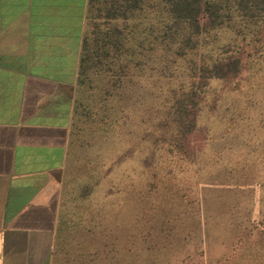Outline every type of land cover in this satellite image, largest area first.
I'll list each match as a JSON object with an SVG mask.
<instances>
[{
	"label": "crops",
	"instance_id": "crops-1",
	"mask_svg": "<svg viewBox=\"0 0 264 264\" xmlns=\"http://www.w3.org/2000/svg\"><path fill=\"white\" fill-rule=\"evenodd\" d=\"M89 2L0 0V264L262 261L249 207L210 211L203 202L196 215L143 231L159 169L147 171L143 190L138 169H126L138 156L126 155L125 138H111L79 105ZM237 188L203 184L197 192L205 200ZM129 208L137 216L127 219ZM181 236L189 250L171 252L167 243Z\"/></svg>",
	"mask_w": 264,
	"mask_h": 264
},
{
	"label": "trees",
	"instance_id": "trees-1",
	"mask_svg": "<svg viewBox=\"0 0 264 264\" xmlns=\"http://www.w3.org/2000/svg\"><path fill=\"white\" fill-rule=\"evenodd\" d=\"M218 31H229L226 35L230 40H240L236 42L240 50L249 47V60L216 54ZM226 58L232 60V67L218 71ZM241 61L247 64L239 66ZM242 72L250 85V102L234 121L249 124L253 137L256 132L251 129H258L253 125H264V96L253 94L259 87L264 92V0H90L79 70V105L94 122L102 104L107 105L116 113L113 120L120 123L121 113L118 115L116 107L106 104L107 100H115L114 106L116 99L122 98L125 84L134 82L135 90L145 96L140 98L143 114L138 120L148 126L142 129L148 135L143 136L148 141L144 152L153 151L157 160L153 167L159 169L161 187L152 197L156 203L143 210V231L159 229L161 218L199 213L200 183L237 187L242 185L237 177L227 179L223 175L239 171L240 177L257 179L264 173V135L257 142V135L251 140L244 135L240 143L224 147L218 143L214 145L217 149H212L211 143L197 154L185 151L183 143L196 127L218 135L222 126L230 122L220 114L217 102L213 103L216 98L197 99V92L204 93L206 87L218 81H225L229 92H238L234 80L243 77ZM89 89L94 92L90 97ZM164 89L171 96L165 97ZM97 101L102 103L99 107ZM150 128L160 131L155 133L157 138ZM150 139L159 144L153 146ZM255 183L264 186V178ZM203 202L208 210H217L207 196ZM125 214L132 218L138 212L129 208ZM133 224V220H127V227ZM254 225H249L253 229L250 233L260 234L256 245L264 250V229ZM189 243L181 236L171 238L167 244L171 252H182L189 250ZM166 251L164 245L162 253Z\"/></svg>",
	"mask_w": 264,
	"mask_h": 264
},
{
	"label": "rangeland",
	"instance_id": "rangeland-1",
	"mask_svg": "<svg viewBox=\"0 0 264 264\" xmlns=\"http://www.w3.org/2000/svg\"><path fill=\"white\" fill-rule=\"evenodd\" d=\"M229 31H218L215 39V52L216 54H219L224 57H229L231 55V58H234V60L240 59V60H249V47L247 46L243 47V50H240L238 45H236V42H240V40L228 38ZM249 38V35L247 36ZM248 49V50H247ZM243 51V52H242ZM248 54V55H247ZM223 58V57H221ZM233 60V61H234ZM249 62V61H248ZM247 64V61H241L239 66ZM219 67H221L220 72L226 71L227 68L232 67V60L229 58L224 59ZM245 71V69H244ZM243 77L235 79L234 84L236 88L238 87V92H229V86L223 82H213L211 83L208 88L206 87L204 93L197 92L198 96L197 99H202L203 96H207L208 98H216L213 103L217 102V107L221 109L220 114H224L227 117V120L230 121L226 125H223L221 128V132L218 133V135H213L212 133H209L206 129H203L202 127H196L195 132L187 137L186 140L183 141L184 146L186 147V151L193 152L194 154L198 153L199 151L203 150L204 147H207L208 144L212 149L216 148V144L219 143L220 147H224L229 144H233V146L236 143H240V141H243L244 135L249 136V140L253 139L256 136V141L263 139L264 135V125L260 124H254L253 127L257 126L258 129H251L252 133L256 132V134L251 137L249 134V124H243L242 121H234L236 117H238L241 114V110L243 107H246V104L250 102V85L249 82H247L245 79L247 76L245 73L243 74ZM134 84H125L123 90H122V98L116 99V104L113 106L112 104L115 103V100H107L106 104H110V107H116L115 109L118 110L117 114L121 113V120L114 121L116 117V113H114V109H108L107 105H104L97 101V107L102 104V110L99 114L98 119L95 121V125L102 124L105 127V130L108 132V135L111 138H125L126 140V155L133 156L134 154H137L138 159L136 157V163L127 162L126 169L127 171L132 170L134 167L138 169V174H140V184L143 190H144V183L146 180L150 178V172L147 173V171L152 168L155 164H157V160L153 156V151L150 153L145 154L146 149V139H143V136L148 137V135H145L142 131V129L147 128L148 126L143 124L138 120V118H141V115L143 114V109L141 105V99H144L145 96H143L142 91L139 89L134 88ZM139 85V84H137ZM257 88V87H256ZM263 87H259L258 89L254 88L253 94L254 97H262L264 96V92L262 91ZM252 90V89H251ZM140 91V94H139ZM164 96H171L170 91L168 89H164ZM94 93L92 89L88 90V95L90 97V94ZM129 94L131 95V98L129 99ZM146 95V94H145ZM167 95V96H166ZM91 100V98H89ZM89 100V102H90ZM182 100H187L186 98ZM188 104V100L185 101ZM193 103V102H192ZM211 103V104H213ZM99 109V108H98ZM104 111V112H103ZM203 112V111H202ZM106 114V115H105ZM225 117V118H226ZM104 118V119H101ZM117 123V126L114 125L113 122ZM234 121V122H233ZM245 126V130H243ZM119 127V129H117ZM154 136L157 138L158 136L155 134H159V132L153 131ZM154 138V137H153ZM216 139V140H215ZM161 140V139H156ZM170 140V139H168ZM237 140V142H236ZM158 142V143H157ZM155 142L154 139H150L149 143H151L153 146L156 144H159V141ZM252 142H249V146H251ZM130 144V145H129ZM151 146V145H150ZM218 146V145H217ZM236 149V147H235ZM145 151V152H144ZM134 164V165H133ZM249 172V171H248ZM239 171L231 172L229 174H224L223 176H227V179H230L229 176L237 177V181H241L240 183L242 185H238L236 191H227V193L219 194L220 196L218 198H215L216 193H208L207 199L212 204V207L217 209L218 206H225L227 208H230L231 211L237 210L238 212L245 210L244 208L249 207V218L255 219L253 223H256L254 227L258 229H264V186H261L260 184L255 183V180H261L263 181L264 173L261 174V176H258L257 179L255 177L249 178V177H240ZM139 176V175H138ZM193 185L196 184L195 181L191 182ZM203 185L202 183H200ZM199 184V185H200ZM212 185V184H209ZM207 186V185H206ZM229 187H234L233 185H228ZM201 194V193H200ZM215 195V196H214ZM156 203V201H153V199L147 200V205ZM203 203V196L201 194V205ZM222 203H224L222 205ZM247 209V208H246ZM219 210V209H217ZM252 224V223H251ZM249 224V225H251ZM263 227V228H261ZM264 236V235H263ZM264 241V237H263ZM256 241H251L249 238V248L252 244H254ZM258 247V246H257ZM256 247V248H257ZM263 261V262H262ZM260 260L256 263V260L252 262V264H264V259Z\"/></svg>",
	"mask_w": 264,
	"mask_h": 264
}]
</instances>
